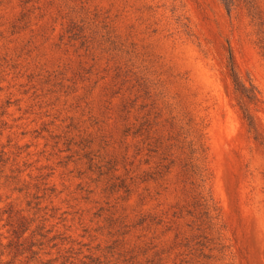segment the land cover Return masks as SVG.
Instances as JSON below:
<instances>
[{"label": "rangeland", "instance_id": "obj_1", "mask_svg": "<svg viewBox=\"0 0 264 264\" xmlns=\"http://www.w3.org/2000/svg\"><path fill=\"white\" fill-rule=\"evenodd\" d=\"M248 1L0 0V264H264Z\"/></svg>", "mask_w": 264, "mask_h": 264}, {"label": "trees", "instance_id": "obj_2", "mask_svg": "<svg viewBox=\"0 0 264 264\" xmlns=\"http://www.w3.org/2000/svg\"><path fill=\"white\" fill-rule=\"evenodd\" d=\"M227 2L231 6L233 5L234 0H227ZM248 4H249V9L253 17L260 20V26L262 28V26L264 25V22H263L262 14L257 5V2H255V0H249ZM260 32L263 33L262 42L264 43V30L261 29ZM228 66L231 72V76L233 78L235 91L239 94V100H238L239 106L242 109L245 117H247L248 120H250L249 124L254 125L252 121V117L250 116L246 105L247 103L258 104L260 102L258 91L256 90L254 86H251V87L246 86L245 83H243V81L240 79L238 72L236 70L235 62H234L232 55H230L229 57ZM189 148L191 150L192 155L197 156L198 148L196 147V144L194 142L191 141L189 143ZM194 159L197 160V157ZM192 167L195 170V173H198L199 176L202 177V172L200 169L201 167L196 163H193Z\"/></svg>", "mask_w": 264, "mask_h": 264}]
</instances>
